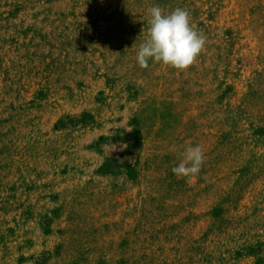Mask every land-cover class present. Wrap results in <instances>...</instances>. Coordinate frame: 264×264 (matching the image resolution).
Masks as SVG:
<instances>
[{
  "label": "rangeland",
  "instance_id": "374dc122",
  "mask_svg": "<svg viewBox=\"0 0 264 264\" xmlns=\"http://www.w3.org/2000/svg\"><path fill=\"white\" fill-rule=\"evenodd\" d=\"M154 5L186 71L136 61ZM0 264H264V0H0Z\"/></svg>",
  "mask_w": 264,
  "mask_h": 264
},
{
  "label": "clouds",
  "instance_id": "9594fccd",
  "mask_svg": "<svg viewBox=\"0 0 264 264\" xmlns=\"http://www.w3.org/2000/svg\"><path fill=\"white\" fill-rule=\"evenodd\" d=\"M149 19L146 39L139 45L136 61L140 68L149 67V61L178 71H186L204 51L207 37L196 30L187 9L177 7L165 13L159 5L148 9ZM177 166L171 171L178 178L197 176L205 162V152L200 145H187L178 152Z\"/></svg>",
  "mask_w": 264,
  "mask_h": 264
}]
</instances>
